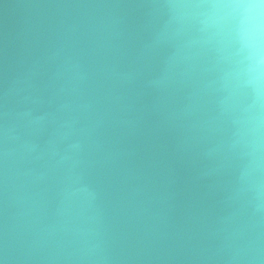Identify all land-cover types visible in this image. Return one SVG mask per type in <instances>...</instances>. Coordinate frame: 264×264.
<instances>
[{"label":"water","instance_id":"water-1","mask_svg":"<svg viewBox=\"0 0 264 264\" xmlns=\"http://www.w3.org/2000/svg\"><path fill=\"white\" fill-rule=\"evenodd\" d=\"M226 2L0 0V264H264Z\"/></svg>","mask_w":264,"mask_h":264},{"label":"clouds","instance_id":"clouds-1","mask_svg":"<svg viewBox=\"0 0 264 264\" xmlns=\"http://www.w3.org/2000/svg\"><path fill=\"white\" fill-rule=\"evenodd\" d=\"M228 26L246 62V73L258 87L264 83V0H227L210 6Z\"/></svg>","mask_w":264,"mask_h":264}]
</instances>
